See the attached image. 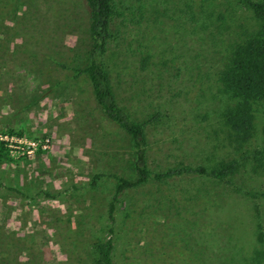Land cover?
Listing matches in <instances>:
<instances>
[{
	"label": "rangeland",
	"instance_id": "1",
	"mask_svg": "<svg viewBox=\"0 0 264 264\" xmlns=\"http://www.w3.org/2000/svg\"><path fill=\"white\" fill-rule=\"evenodd\" d=\"M186 3L196 10V0H120L125 14L106 56L132 115L163 112L147 131L155 171L213 165L233 151L216 117L215 73L231 30L253 25L251 12L237 9L214 44L215 36L196 30ZM89 29L85 0H0V133L52 141L30 156L0 159V264H95L93 244L112 225L115 264H264L254 200L206 177L128 189L111 221L116 176L134 174L136 153L132 137L98 106L88 77H75L87 64ZM141 50L152 56L145 69ZM255 109L257 130L245 150L264 146V104ZM57 127L69 132L65 141ZM251 165L241 185L264 192V166Z\"/></svg>",
	"mask_w": 264,
	"mask_h": 264
},
{
	"label": "trees",
	"instance_id": "2",
	"mask_svg": "<svg viewBox=\"0 0 264 264\" xmlns=\"http://www.w3.org/2000/svg\"><path fill=\"white\" fill-rule=\"evenodd\" d=\"M85 1L89 8L91 43L87 64L74 68L75 77H88L98 106L110 121L132 137L136 153L134 174L131 177L116 176L118 182L108 210L111 221L114 222L115 219L117 201L128 189L140 187L152 180L161 182L177 177H206L254 200L258 236L260 239L264 238L263 210L259 200L264 192L243 187L240 179V172L249 162L253 172H258L264 166V146H256L253 150L244 149L257 130L255 107L257 104H264V0H196V10L186 3L189 13L194 10L190 20H196V30L215 36L214 44H218L223 29L231 28L230 24L226 25L228 17L235 20L237 9L251 12L253 25L247 28L248 25L244 23L240 29L231 30L227 56L222 68L215 73L216 82L219 83L217 92L222 95L216 117L219 127L227 132L233 151L228 156L216 158L213 165L197 163L193 166L181 163L159 171L149 166L147 131L161 120L163 112L157 109L145 117L132 115L118 100L106 62L111 41L118 36L117 25L125 14L121 10L120 0ZM137 56L141 68L145 69L151 54L141 50ZM10 132L15 131L11 129ZM236 152L241 154L240 157L235 156ZM8 155L6 147L0 142V159ZM113 231L112 225L109 229L110 236L93 244L95 264H115Z\"/></svg>",
	"mask_w": 264,
	"mask_h": 264
},
{
	"label": "built area",
	"instance_id": "3",
	"mask_svg": "<svg viewBox=\"0 0 264 264\" xmlns=\"http://www.w3.org/2000/svg\"><path fill=\"white\" fill-rule=\"evenodd\" d=\"M0 142L6 147L8 154L15 158L30 156L38 150H46L51 145V137L27 138L11 133H0Z\"/></svg>",
	"mask_w": 264,
	"mask_h": 264
},
{
	"label": "crops",
	"instance_id": "4",
	"mask_svg": "<svg viewBox=\"0 0 264 264\" xmlns=\"http://www.w3.org/2000/svg\"><path fill=\"white\" fill-rule=\"evenodd\" d=\"M70 103V102H69ZM68 102H65V105H64V109H66L67 108V105L69 104ZM64 104V103H63ZM70 105V104H69ZM72 109V108H71ZM70 110V109H69ZM68 110V111H69ZM71 117H70V115H66L65 117H61L59 120H69ZM56 131H57V137L60 139V138H62V140H66L67 139V135H68V131H61V128H59V127H57V129H56Z\"/></svg>",
	"mask_w": 264,
	"mask_h": 264
}]
</instances>
